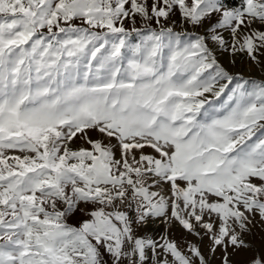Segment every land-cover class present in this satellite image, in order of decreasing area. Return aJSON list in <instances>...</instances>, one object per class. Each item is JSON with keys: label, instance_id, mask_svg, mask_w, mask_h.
<instances>
[{"label": "snow or ice", "instance_id": "1", "mask_svg": "<svg viewBox=\"0 0 264 264\" xmlns=\"http://www.w3.org/2000/svg\"><path fill=\"white\" fill-rule=\"evenodd\" d=\"M0 264H264V0H0Z\"/></svg>", "mask_w": 264, "mask_h": 264}]
</instances>
